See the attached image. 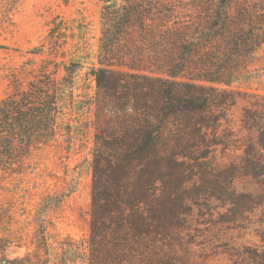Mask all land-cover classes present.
Segmentation results:
<instances>
[{
    "label": "rangeland",
    "instance_id": "1",
    "mask_svg": "<svg viewBox=\"0 0 264 264\" xmlns=\"http://www.w3.org/2000/svg\"><path fill=\"white\" fill-rule=\"evenodd\" d=\"M41 83L54 135L0 171V264H264V0H0V103ZM162 83L195 109L156 123ZM125 97L157 151L112 175Z\"/></svg>",
    "mask_w": 264,
    "mask_h": 264
},
{
    "label": "trees",
    "instance_id": "2",
    "mask_svg": "<svg viewBox=\"0 0 264 264\" xmlns=\"http://www.w3.org/2000/svg\"><path fill=\"white\" fill-rule=\"evenodd\" d=\"M103 74L102 70L95 74L98 90H101L102 87L100 77ZM165 85L166 83H162V86L153 91L165 99L163 107L161 109L148 107L149 111L155 112L153 118L156 123H158L157 113L166 116V111H172L179 107L178 111L184 108L195 109L193 97L186 101L179 96L173 97ZM58 91L57 84L30 85L27 91L16 92L0 103V171H12V167L18 164L19 157L17 155L19 154L21 157L20 154L23 150L31 146L33 142L45 143L51 140L54 135V122L58 114L56 109L58 108L56 107ZM135 96L137 94H134ZM131 97L133 96L131 95ZM130 99L125 97V101L115 104L113 111L117 112L115 116L118 128L114 130L108 128L104 131L106 134L104 143L108 150L107 160L110 158L115 161L114 167L110 166L113 171L112 175L118 168L123 171L127 170V163L145 164L154 157L157 151L159 133L157 126H150L148 121L144 123L143 120L147 118L149 120L146 113L144 115L139 113V117L129 114V111L138 113L136 111H138L139 105L137 102L135 103V100ZM174 100L176 103H173ZM95 196L99 197L97 191ZM106 196L109 199L104 202H114L115 206L120 207L128 203L126 196H120L119 193L106 194Z\"/></svg>",
    "mask_w": 264,
    "mask_h": 264
}]
</instances>
